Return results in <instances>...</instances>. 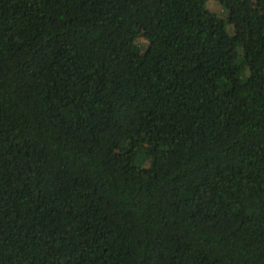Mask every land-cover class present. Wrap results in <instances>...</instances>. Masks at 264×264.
<instances>
[{
  "label": "trees",
  "instance_id": "1",
  "mask_svg": "<svg viewBox=\"0 0 264 264\" xmlns=\"http://www.w3.org/2000/svg\"><path fill=\"white\" fill-rule=\"evenodd\" d=\"M0 264H264V0H0Z\"/></svg>",
  "mask_w": 264,
  "mask_h": 264
},
{
  "label": "rangeland",
  "instance_id": "2",
  "mask_svg": "<svg viewBox=\"0 0 264 264\" xmlns=\"http://www.w3.org/2000/svg\"><path fill=\"white\" fill-rule=\"evenodd\" d=\"M255 4H256V7H258L259 0H255ZM210 8L211 9H215V10L220 11V12H224L222 8H220L217 4H215L213 2L210 3ZM235 30H236L237 33L241 34V27H240V25H237L236 28H235ZM142 37H144L143 34H142ZM145 44L147 45V42H145ZM225 54L231 60H234L237 57V55H238V53L236 55V53H232L228 49H225ZM118 156H120V152L117 151L115 153V157H118Z\"/></svg>",
  "mask_w": 264,
  "mask_h": 264
}]
</instances>
